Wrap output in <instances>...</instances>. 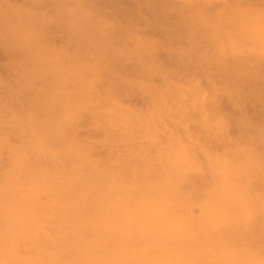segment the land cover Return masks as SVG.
Returning <instances> with one entry per match:
<instances>
[{
	"label": "rangeland",
	"instance_id": "374dc122",
	"mask_svg": "<svg viewBox=\"0 0 264 264\" xmlns=\"http://www.w3.org/2000/svg\"><path fill=\"white\" fill-rule=\"evenodd\" d=\"M73 1L0 0V191H4L3 199L0 194V219L7 216L0 221L4 224H0L2 230L17 235L21 243L29 238L28 242L43 243V235L65 236L69 224L78 221L80 234L92 240L94 227L88 228L82 218L93 213L100 194L114 183L115 187L124 182L128 190L116 191L131 196L147 187L144 190L154 189L153 193L161 197L163 177H170L161 156L174 148L175 154L185 160L180 168L188 164L189 168L195 166L193 170L199 169L190 173L195 188L187 182L179 185L182 195H192L191 204L184 207L188 200L178 195L162 207L163 223L173 230V240L183 246L174 247L178 252L186 249V263L180 258L183 264L199 261L191 250L197 246L203 252H207L206 248L228 250L263 261L264 57L252 53L248 31L241 25L247 16L244 13L254 12L261 14L264 23V0ZM71 7L78 19L85 16L86 23L79 28L66 22ZM53 12H59L61 25ZM211 21H215L216 28L208 27ZM198 78L201 82H196ZM89 80L88 91L85 83ZM178 87L180 91H176ZM214 89L219 90L218 100L211 102ZM187 93L195 98L193 108L183 99ZM163 96L182 110L180 117H187L188 124L183 129L194 137L190 144H148L150 136L142 132L131 135L134 142L123 140L126 118L137 114L144 119ZM72 102L77 106L74 112L70 110ZM98 110L105 113L99 114ZM69 117L71 127L63 125L61 129L70 142L62 139L63 142H53L56 146L52 140L35 145L44 140L33 139L32 123L37 127L47 124L52 131L60 120ZM110 117L122 119L120 125L109 123ZM155 118L164 122L169 119L164 113ZM217 118L226 124L227 144H205L201 140L208 126L201 127L199 123L210 125L219 122ZM48 150L50 157H45ZM212 169L220 170L223 184L227 180V192L237 191L240 181L236 176L240 175L245 180L241 188L246 203L242 201L231 210L223 206L228 205L226 201L218 202L211 214L220 208L229 212L203 215L201 204L207 194H214L215 188L198 185V181L209 176ZM237 169L240 174L234 173ZM169 206L180 210L166 216ZM28 217H32L31 221ZM237 226H242L243 235H239ZM139 227H145V222L141 221ZM141 236L136 237L139 242L143 240Z\"/></svg>",
	"mask_w": 264,
	"mask_h": 264
},
{
	"label": "bare ground",
	"instance_id": "6f19581e",
	"mask_svg": "<svg viewBox=\"0 0 264 264\" xmlns=\"http://www.w3.org/2000/svg\"><path fill=\"white\" fill-rule=\"evenodd\" d=\"M72 7H71L70 11L68 12V16H66L67 17L66 22H68L69 24H72L74 27H78V26H81L82 24L86 23L84 20L85 16L82 19H78L76 17V14L78 15V13H76V10H74V8H72ZM88 12H89V10H88ZM244 14H246L247 16L245 19V23L241 26H242V29H244L245 31L246 30L248 31V34H249L248 40L251 41L250 44L253 46L252 53H257L260 57L263 58L264 57L263 56L264 55V42H263L264 23L260 19L261 14L259 15V13L256 14L255 12L253 14H250V13H248V14L244 13ZM53 15H55V17H57L56 21H57V23H60V25H61L60 18H59V16H60L59 12L58 13L55 12ZM62 26H63V24H62ZM208 27L209 28H213V27L216 28L217 24L215 23V21H211L208 24ZM235 29H236V26H235ZM238 30H239V28H238ZM243 37L245 38V36H243ZM75 39H76V37H75ZM87 43H88V41H87ZM27 47H29V46H27ZM30 47H31V45H30ZM104 52H106L108 54V50H106ZM6 53H8V52H6ZM110 53H112V52H110ZM15 55H16V53H15ZM259 56H253L252 55L251 57L259 58ZM48 59H50V58H48ZM77 61L78 60H76V62ZM78 63H80V62H78ZM70 64H72V63H70ZM74 66H75V64H74ZM54 67L52 65V69ZM70 67H71V65H70ZM65 69L63 70V72L65 71ZM53 70H55V69H53ZM18 73L19 72L17 71V74ZM54 73H55V71H54ZM22 74L23 73H19V76H22ZM197 74H199V72ZM46 75H48V74H46ZM83 79L84 78H82V80ZM24 81H25V79H24ZM89 81H87L85 83L87 85L86 89L87 88L89 89V84L91 83V80H89ZM199 81L201 82V79L198 78L196 80V82H199ZM25 88H26V86H25ZM178 88L179 89H177L176 91L181 90V87H178ZM195 88L197 91V88H198L197 83H196ZM218 92H219L218 89H216V90L214 89V94H212L213 97L210 98L211 102L218 100V98H217ZM147 98H148V96H147ZM179 98H180V96H179ZM164 99L161 100V98H160L159 103H157L154 111H152V113L144 116V119H140V118H138V116H136L137 114H134V115H131V117L128 116L130 118L129 120H128V118H126L128 121L123 120L124 121V122L122 121L123 125H124V128H123L124 135L122 136L124 138L123 140L130 139V137L133 133L135 135V134L142 132L146 135L149 134L150 137H147V138H149L148 144H190V140H193L194 137H192V135L190 133L185 132V129H183V127H185L188 124V123H186L187 117H184V116L180 117L179 115H180V112L182 110L179 111L175 105L170 103L171 99L170 100L167 99L166 96L164 97ZM183 99H185V103L187 105H189V108H193L195 106V102H194L195 98L191 97L190 94L187 93L185 98H183ZM229 102H231V98H230ZM70 106L72 107L70 109L72 112L77 110V106L75 105V103L72 102L70 104ZM98 111H99V114L105 113V110L103 112H100V110H98ZM159 113H164L166 115V117H169V119H167V121H165V122L162 120H158L157 118H155V116ZM68 116L69 115H67L66 117H68ZM123 118H124V116H123ZM71 119L72 118L69 117L66 120L64 119V121H62V122L60 120V124H58L57 128L53 129L52 131L50 130L51 128H48L47 124L37 127L36 123L35 124L32 123V125H31L32 131L31 132L34 136V138H33V136H32V138L35 139V137H37V138H42V140H44L43 141L44 143H40V142L37 143L36 142V144L35 143L34 144L35 145L45 144V142H47V141L50 142L51 140H52V143L53 142L60 143V142H63V140H64V143L70 142V141H68L67 137L65 136L66 134L62 131L63 128L61 129V127L63 125H65L66 127L70 128L71 122H72ZM107 119H108L109 123L110 122H113L114 124L119 123V125H120V121H119L120 118L110 117ZM16 120H18V119L16 118ZM24 120L27 122L26 119H24ZM120 120H122V119H120ZM217 120L219 122H221V120H219L218 118H217ZM128 122H130L129 126L132 124V126H135V127L133 129H131L132 126L128 127V124H127ZM219 122L214 121L210 125H207V123H205L204 121L199 123V125L201 127H207L208 126L205 129V131H206L205 137L202 138L201 141H203L205 144H213L215 142H219L220 144L221 143L227 144V140L224 138L225 137L224 134L227 133V132H225L226 131V126H225L226 124H224V122H221V123H219ZM13 123H14V121H13ZM123 125L121 124V126H123ZM245 125L246 124H243V126H245ZM7 126H8V123H7ZM243 126H241V127H243ZM164 127H166V129ZM219 128H221L220 131L218 130ZM243 129L245 130V127H243ZM64 131L66 132L67 129L64 128ZM245 131H247V130H245ZM26 133H24V134H26ZM244 134H245V132H244ZM19 135H18V137L20 138L21 136H19ZM241 137H243V136H241ZM22 138H23V136H22ZM26 139H27V137H26ZM135 139H136V136H135ZM28 140L29 139H27V141ZM130 140H132L130 142H134L133 136ZM261 140H262V137H261ZM23 141H24V139H23ZM30 141L31 140H29V143H31ZM145 141H143V143L146 144L147 141L146 142ZM241 141H243V139H241ZM33 142L34 141H32V143ZM29 143H28V145H31V147H32L33 144H29ZM237 143H240V142H237ZM25 144H27V143H25ZM53 144H55V146H56V143H53ZM241 144H242V142H241ZM32 148H31V151H32ZM40 148L42 149V153H43V148L41 146H40ZM160 149L161 148H159V150ZM169 149L171 151L170 150L166 151L165 156H161V158H162L161 161L165 162V166L168 168L169 175H170V177H167V178L163 177V181H162L163 187L162 188H164V189H163V191H161L162 192L161 197H159L158 195L153 193L154 192L153 188H152L153 191L152 190H144V189H147V187H143L142 192L139 191V194H136V193H138V191H137V192L130 193L129 195H131V196H128V194L120 193V192L116 191V188L121 189V191L128 190V186H129L128 184H124V182H121V184H117V186L114 187V184H115L114 183L113 187H110V189L108 187L105 192L100 194L101 197H99L97 199V201L95 203V207L93 208L94 209L93 213L85 216L88 219L86 220L85 217L82 218L84 220V221H82V223L84 222L88 228H89V226L94 227L93 231L90 230L91 232H94L92 240L85 239L83 237V235L80 234L82 231L79 228V227H81V226H79L81 224V222L78 223V221L76 223L74 222L72 224H69L70 225V226H68L69 231L67 230L68 232L65 233V236L54 238V236H50L51 234L49 235L48 233H47L48 236L43 235V238H44V239L42 238L44 240L43 243L28 242L30 240V238L27 240V242L21 243L20 238H19V240L17 239L18 238L17 235L12 236L11 235L12 233H10L8 231L7 232L3 231L1 228L2 226H1L0 227L1 228L0 229V264H183V261L185 262L184 258H185L186 254H184V253H186V249L181 248L180 251L178 252V250H176L178 248L174 247V246H176V247H178V246L183 247V246L179 243V241L173 240L174 239L173 238L174 232H172L173 230L168 228L167 224L165 225L163 223L162 220H163V216L165 213H163L164 211H163L162 207H166V205L168 204V199L172 198L171 200H174V198L178 197V195L183 196L184 199L187 198L188 201L185 204H183L184 207L186 206V204H188V206H189V204H191V202L193 200L192 195H190V197H187L185 193L182 195L180 190H179V187H180L179 185H184V183L187 182L188 185L191 184L193 186V188H195L196 185L193 184L192 182H190V180L193 179L191 177L192 175H190V173L196 172L197 170L199 171V169L193 170V168H195V166L193 165L194 166L193 168H189L188 164H184V166L180 168L179 164L185 162L184 157L180 156L179 154H175L174 148H169ZM33 151L35 152V150H33ZM39 152L41 153V151H39ZM46 152H44V154ZM221 152H223V151H221ZM39 154H38V157L42 158L41 155L39 156ZM45 155H46L45 157H47V155H48V157H50L49 156V150H48V154L46 153ZM163 155H164V153H163ZM155 156H157V155H155ZM159 156H160V153H159ZM52 157L53 156L51 155V158ZM47 159H49V158H46L45 160H47ZM49 160H51V159H49ZM157 160H159V159L157 158ZM43 161L44 160H42V162ZM238 165H239V163H238ZM202 168H203V166H202ZM235 172L240 174V171L238 169L234 170V173ZM208 175L209 176L206 175L207 177H203L202 179H200L198 181V185L205 184L206 186H208V188H211V189L215 188V189H212L214 194L213 195L207 194L205 196V198H206L205 201L201 204L203 215L204 214H211L210 211L214 207H217L216 203H218V202L226 201L228 203V205L226 204L223 206H225L231 210L234 209L236 204L238 205L242 201L244 203H246V200L243 199L242 194L244 195V193H242V188H241V185H242V187L245 185V180L243 178H241L240 175L236 176V180H238V182L240 181V183H237L236 187L237 188L239 187V188L238 189L235 188L237 190L235 192H227L226 191L227 190L226 189V187H227L226 181L227 180L223 184V182H222L223 178H221L222 175L220 173V170L217 171V169H214V170L212 169L211 172L208 173ZM166 176H168V175H166ZM73 177H74V175H73ZM76 177H77V175H76ZM60 178L61 177H59V179ZM226 179H227V176H226ZM201 181H202V183H200ZM150 182H152V180ZM64 184L61 186L62 187L65 186ZM239 184H240V186H239ZM17 185H19V184L17 183ZM47 185H45V186H47ZM9 188H11V187H9ZM17 188H18V186H17ZM65 188H66V186H65ZM12 189H13V187H12ZM20 189H22V187ZM47 191H49V190L47 189ZM3 192H4L3 190L0 191V194L1 193L3 194ZM7 193H9V191H7ZM2 194H1V196H2ZM3 197L4 196H2V199H3ZM4 199H6V198H4ZM9 199L12 200L13 198L10 197ZM84 199H87V201H89L88 198H84ZM10 200H9V205H10ZM79 200H81V199L79 198ZM175 200H177V199H175ZM13 201H14V199H13ZM91 201L93 202L94 199ZM185 201H186V199H185ZM53 203H54V201H53ZM244 203H242L241 205H244ZM55 205H56V203H55ZM58 205H60V203H58ZM84 205L81 206L82 208H80V209H83ZM87 209H91V208H87ZM229 209L220 208L219 210L221 212L222 211L229 212ZM11 210H10V212L12 213L13 211H11ZM179 210H180V208L177 206H169V208L166 211V214H167L166 216H168L169 214H172V213H176ZM220 211L217 210V211H215V213L220 212ZM2 212H3V210H2ZM187 212L188 211L186 210V213ZM16 213H18V211L13 213V214H15V215H13L14 217L19 214L18 213L16 215ZM215 213H212L211 215H213ZM9 214H7V215H9ZM29 216H31V215H29ZM5 219H7V216L6 217L3 216V218H1L0 221H5ZM26 219H27V217L26 218L24 217L23 222L25 220V224L27 226V222H26L27 220ZM30 219H32V217L29 218L28 221H31ZM141 221L145 222V227H139V224ZM41 225H43V224H41ZM204 225H205V223H204ZM29 226H33V225L31 224ZM84 228H85V226H84ZM240 228H239V226H237V232H239V235H243L244 233H243L242 226H240ZM25 229H26V227L21 229V230H25ZM35 229H39L41 232V229L39 228V226H37V228L35 227ZM60 229H62V228H60ZM90 229H92V228H90ZM45 231H47V230H45ZM48 232L50 233L49 230H48ZM42 233H44V231ZM137 236H141L143 238L144 242H142L143 240L141 241L142 243L139 242L136 238ZM176 243H178V244H176ZM239 245H241V244H239ZM24 247H26L28 249H26V251H24L23 250V249H25ZM187 247L188 246H186V248ZM199 248L200 247H198V246H197V249L189 248L192 250V253L195 252L199 256V261H195L193 264H202V262H205V264H238L239 261L243 264H264V260L262 261L261 259L255 258V257L251 258L252 256L251 257L243 256V255H240L236 252L234 253L233 251H228V250L209 251V249L206 248L207 252H203V250L201 248L200 249ZM247 253H249V252H247ZM180 254H182V255H180ZM181 257H183V261H182V259H180Z\"/></svg>",
	"mask_w": 264,
	"mask_h": 264
}]
</instances>
